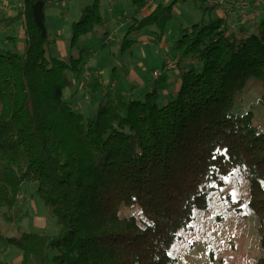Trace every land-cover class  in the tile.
I'll return each mask as SVG.
<instances>
[{"label": "trees", "instance_id": "1", "mask_svg": "<svg viewBox=\"0 0 264 264\" xmlns=\"http://www.w3.org/2000/svg\"><path fill=\"white\" fill-rule=\"evenodd\" d=\"M178 1L200 3L204 14L213 8L208 0L158 4L133 20L122 47L147 27L161 39ZM131 2L139 11L147 0ZM24 4V50H0V215L32 184L59 230L0 234V247L20 254L19 262L0 264H177L171 247L235 171L248 180L260 244L255 264H264V132L253 113L236 112L254 84L264 107V21L252 33H234L204 16L175 42L198 65L182 72L172 100L159 106L156 91L141 100L117 95L86 118L64 97L81 55L52 56L46 0ZM106 22L100 0L83 6L70 49ZM132 205L140 217H121L120 208Z\"/></svg>", "mask_w": 264, "mask_h": 264}, {"label": "rangeland", "instance_id": "2", "mask_svg": "<svg viewBox=\"0 0 264 264\" xmlns=\"http://www.w3.org/2000/svg\"><path fill=\"white\" fill-rule=\"evenodd\" d=\"M63 1L65 7L61 5L60 0L48 4L46 2V27L49 30L51 40L55 41V45L57 43L64 44L68 57L71 54L75 57L81 55L83 78L86 72L90 75L89 80L84 78V81L86 83L90 82V85L88 84L90 90L87 92V96L91 104L95 105L100 99H104L101 95L103 92L112 95L116 91L125 89L129 95L132 89L141 88L145 85L150 87L152 81H154L155 76L153 74L155 72L162 75L167 71L165 65L168 62L176 61L177 64L178 61L171 58L175 54L173 48L179 36L177 38L175 35L170 37L168 33L162 41L172 44L173 48L165 50L161 48L159 42L157 44L152 43V37L155 39L159 33L155 27L143 28L128 35L129 42L122 47V41L130 26L128 28L123 26L118 30L119 25L112 21L110 8L114 10V14L124 11V8L131 10L133 9L131 1L110 5L109 0H101V15L106 19V24L96 27L86 37L81 38L74 49H69L70 24L79 20L80 7L90 5L92 0ZM19 5L23 6L22 10H26L24 1ZM68 9L71 10V15L66 16ZM202 10L200 3L178 1L174 5L172 19L167 24V30L165 29L164 33L173 31L175 26H181L182 24L192 26L197 22L199 16L200 18L204 16ZM65 21L69 25L65 29V33L59 34L55 30V26H59L60 23L64 24ZM259 21L262 22L258 16L249 20V22H253L250 25V31L253 30V25ZM15 30V33L19 32V26ZM152 30L156 31L157 35L155 33L150 34ZM106 33L109 34L108 42L106 41ZM7 39H10V34L0 32V43L2 41L7 42ZM9 48L5 46L0 50L7 51ZM50 48V53L53 54V48L56 49L57 45L55 47L52 44ZM143 53L146 54L145 57ZM63 56L61 52L55 54V57L62 58ZM165 58L170 60L165 62L163 61ZM185 61L186 59L180 60L177 64L178 70L184 72L189 69L183 65ZM176 64L170 70L174 69ZM93 66L96 68H93ZM131 71L139 77L137 81H135L133 75L134 78L131 77ZM98 72L101 73L100 77ZM115 75L116 81H120L112 86ZM75 76L78 77L79 75L76 74ZM159 77L161 78V76ZM95 78L99 80L101 78L105 83L112 82V84L107 87L105 84L102 86L99 84L92 85ZM161 80L154 81L153 85L159 84ZM99 87L103 90L101 93L98 90ZM76 88L73 85L66 91H74ZM95 88L96 91H93ZM144 89H137L139 92L136 97H140ZM171 89L174 90V85L171 86ZM98 91L99 93H97ZM149 91L151 90L148 89L145 92ZM259 95V87L256 84L252 85L248 94L237 105L236 112L239 114L253 113L255 124L264 132V107L259 103ZM78 96L81 100L84 98L83 93H79ZM159 103L161 104V101ZM72 108L76 110L74 107ZM86 115L90 116L87 112ZM119 212L121 217L135 216L137 219L140 217L138 207L135 205L131 207L122 206ZM58 230L59 226L56 219L49 214L43 203L38 199L32 184H25L17 205L12 210L4 211L0 215V234L4 236L17 237L24 233L39 234L41 232L47 236H54ZM169 253L177 259V264H255L260 255L259 234L256 218L248 206V180L241 172H233L226 177L223 187L210 194L208 209L196 213L190 229L183 232L181 239L171 247ZM0 259L4 262L17 263L20 261V254L14 248L0 247Z\"/></svg>", "mask_w": 264, "mask_h": 264}, {"label": "crops", "instance_id": "3", "mask_svg": "<svg viewBox=\"0 0 264 264\" xmlns=\"http://www.w3.org/2000/svg\"><path fill=\"white\" fill-rule=\"evenodd\" d=\"M23 1L24 0H17V4L15 5L16 0H0V32H6V33L8 32V34H10V39H7L8 40L7 42L2 41L0 43V49L2 47L6 46V47H10L9 49H7L10 51L14 50L15 48H17L20 52H22L24 50L26 28H25L24 23H23V18L22 19L19 18L20 12L24 11V10H22L23 6L19 5ZM52 1L56 2V0H46L47 4L51 3ZM60 1H61V5L63 7H65V2L63 0H60ZM128 1H131V0H109V3H110V5H112V4L117 5L119 3H125ZM171 1H173V0H150L149 5L144 6L139 11H136L134 7L131 10L124 8L123 9L124 11H121L118 14H114V10H112V8H110V13L112 14V21L118 23V25H119L118 30H120L123 26L128 28L135 18L140 19L142 17H145V16L149 15L152 12V10L158 4H163V5L167 6V5H169V3ZM244 1L245 0H228L227 3L224 5H217V4L213 3L212 0H208V3L206 6L208 8H210V7H213V8L207 10V12H205V14L203 13L204 8H202L203 9L202 15H204L205 18H204V16H202L201 18L199 16L196 20L197 21L196 23L200 22L202 20V18H204L206 20L222 19L224 22V25L227 28H230L234 33H240L242 31L246 32V33H252L257 29V27L260 26L261 21H259L255 25H253L254 28H253V30L250 31V25L253 22H249V20L251 18L258 16L259 19L264 21V17H263V15H264V1L263 0H247L245 2ZM188 2H190V1H188ZM81 8L82 7H80V10H81ZM66 14H67L66 16L71 15V10L68 9V11H66ZM45 15H46V12H45ZM16 18H19V19L15 20ZM46 19H47V15H46ZM199 19H200V21H198ZM72 23H74V22H72ZM68 25H69V23L67 21H65L64 24L60 23L59 26L58 25L55 26V30L59 34H63V33H65V29L68 27ZM71 25L72 24H70V26ZM17 26H19L20 31L15 33V31H16L15 29ZM189 27H191V26H185L184 24H182L181 26H175L173 31L165 32L161 39H158V37H156V38L154 37L155 39H153V37H152V43L157 44L159 42L158 44H160L161 48H164L165 50L167 48H173L172 44L165 43L162 40L167 36L168 33H169L170 37H173L174 35L176 38L178 36L180 37V30L185 29V28H189ZM47 31H48V34L50 37V33H49L48 28H47ZM154 33L156 34L157 32L154 30H152L150 32V34H154ZM108 35L109 34L106 33V36H108ZM50 41H51V45L49 46V51L51 50L50 47L52 46V44L55 47L57 45L56 49L53 48V52H52L53 54H51V53L50 54L52 56H55V54H57V52H61L64 55L62 57V59H67L68 58L67 50H66L64 44L63 43H57L55 45L54 44L55 41L51 40V38H50ZM69 42H70V38H69ZM69 42H68V44H69ZM107 44H109V43H107ZM173 49L175 51V54H174L173 58H171V59H176L178 61L177 64L180 62L181 59H186L185 63L183 64L184 66H186V68H190L192 66L197 67L198 63H197V60L195 57H186L185 58L181 55V53L179 51L175 50V48H173ZM143 56L145 57L146 54L143 53ZM169 60L170 59L165 58L163 61L166 62ZM164 63H163V65H164ZM177 64H176L174 69L168 70L165 73H163L162 75H160L161 78L159 77L158 79H162V80L159 84L153 85L154 81L158 80V79H155L153 77L154 81H152L150 87H148V85L141 86V88H145V89L143 90L144 92L141 94L140 97H136V95L139 92V90H137V89H141V88H137V89L133 90L132 86L130 87L132 90H130L129 95L125 89L116 91L112 95H108L106 92L105 93L103 92L101 95H102V97H104V99H108V100L110 99V100H113L114 102L116 101L115 97L117 95L123 96V97H131V99L141 100L144 97V95L146 94L145 91H147L149 89V90H151L149 92L156 91L158 93V100L156 103L159 106H161V105L165 104L166 102L172 100V98L175 96V93L177 92V90L180 86V77H181L183 70L182 71L178 70ZM93 68H96V67L93 66ZM98 73H99V77H100L101 73L100 72H98ZM130 73H131V77L134 76L135 81H137L139 77H137V75L133 71H131ZM78 75H79L78 77H76L75 75H70V78L72 81L71 86L74 85L77 88L74 91L73 90L66 91L67 93L66 92L64 93V97L66 99V94H67V99H68V102L71 104V106L74 107L77 110V112L81 113L86 118H91L96 114L98 103L104 99L103 98L100 99L97 103H95V105L93 103L91 104L89 102L90 99L87 96V92H89V90H90L88 88V86L90 85L89 84L90 82L86 83L84 81L83 74L81 72ZM115 77H116V75L113 77L115 80V81L112 80L113 84H112V82H106L105 83V81H103L101 78H100V80L98 78H95L92 82V85L93 84L94 85L99 84L102 86L103 84H105V86L107 87V86H111V84H112V86H114V84H117L118 81H120V80L116 81ZM172 82H174V83H172ZM108 83H110V84H108ZM172 85H174L173 91L171 89ZM93 89H94V87H93ZM98 90H100V93H101V91H103L101 89V87H99ZM93 91H96V88ZM149 92H147V93H149ZM79 93L84 94V98L82 100L78 96ZM97 93H99V91ZM108 96H110V97L108 98ZM70 101H73V102L71 103ZM159 101H161V104L159 103ZM86 112L88 114H90V116L86 115Z\"/></svg>", "mask_w": 264, "mask_h": 264}, {"label": "built area", "instance_id": "4", "mask_svg": "<svg viewBox=\"0 0 264 264\" xmlns=\"http://www.w3.org/2000/svg\"><path fill=\"white\" fill-rule=\"evenodd\" d=\"M212 1H213V3H215L217 5H224V4L227 3L228 0H212ZM149 3H150V0H147L145 6H148ZM106 39H107L106 41L108 42V36H106ZM175 64H176V61H170V62H168L165 65V70H167V71L170 70ZM153 75L155 76V78H158L161 74L159 72L158 73L155 72ZM84 78H85V80H89L90 75H89L88 72L85 73Z\"/></svg>", "mask_w": 264, "mask_h": 264}]
</instances>
